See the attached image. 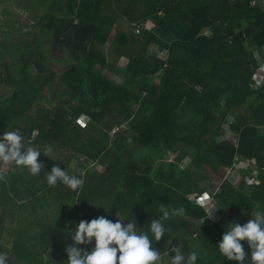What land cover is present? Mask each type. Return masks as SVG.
<instances>
[{"label":"trees","instance_id":"trees-1","mask_svg":"<svg viewBox=\"0 0 264 264\" xmlns=\"http://www.w3.org/2000/svg\"><path fill=\"white\" fill-rule=\"evenodd\" d=\"M108 1L67 3L73 18L43 16L66 56L44 63L23 56L19 65L6 66L10 76L0 78V84L9 81L7 94L0 85V133L19 131L25 146L45 153L37 175L0 160L2 171L8 167L0 175V252L7 253V264H67L69 229L81 219H136L147 232L163 204L186 211L164 221V237L153 240L162 257L170 258V244L179 240L185 259L189 244L202 253L196 264H238L223 257L217 242L226 224L250 219L241 217L245 211H264V85L257 87L254 78L264 66L256 58L264 49V0H128L122 15L114 5L126 0H111L113 6ZM122 16L138 29L114 34L127 58L117 83L102 72L109 63L99 46ZM146 21L155 32L142 26ZM43 93L51 96L48 107L36 105ZM229 117L232 139L223 132ZM168 153L171 161L164 160ZM72 161L81 170H69ZM245 161L252 165L236 179L224 178L225 170ZM53 165L83 179L79 191L59 181L48 185ZM246 178L254 181L247 184ZM209 187L219 218L197 228L192 220L208 213L187 196L205 198ZM6 216L22 217L10 247L1 244ZM242 243L244 264H251Z\"/></svg>","mask_w":264,"mask_h":264},{"label":"clouds","instance_id":"clouds-1","mask_svg":"<svg viewBox=\"0 0 264 264\" xmlns=\"http://www.w3.org/2000/svg\"><path fill=\"white\" fill-rule=\"evenodd\" d=\"M22 141L23 137L19 131L0 133V160L23 166L32 175H37L43 165L38 157L43 152L25 146ZM47 151L50 152L51 148ZM46 180L50 186H55L59 181L72 191H79L84 183L83 179L75 174H69L58 165L51 167ZM197 203L203 204L202 201ZM210 208L212 212L210 217L217 209H221L211 205ZM160 211L161 217L151 221L147 232L138 229L136 219L135 221L121 219L117 214L118 219L115 221L104 215L90 220L81 219L69 229L68 236L72 243L66 245L65 249L67 264H161L165 259L170 260V264H196L202 253L193 250L185 259L178 239L177 244H170V251L174 253L170 258L162 257L158 248L153 246V240L160 241L167 231L164 221L170 217L183 216L186 210L182 206L172 207L162 204ZM125 220L128 222L124 223ZM226 226L217 242L223 257L244 264L246 253L242 241H246L250 249L251 264H264V211H257L252 219L243 224L231 222ZM80 245L92 247L89 250L79 247ZM7 261V253L0 252V264H7Z\"/></svg>","mask_w":264,"mask_h":264},{"label":"rangeland","instance_id":"rangeland-1","mask_svg":"<svg viewBox=\"0 0 264 264\" xmlns=\"http://www.w3.org/2000/svg\"><path fill=\"white\" fill-rule=\"evenodd\" d=\"M78 0H0V78H3L6 73L9 74V76L12 73V70L9 68V70H5L6 66L8 64H12V62H15L17 65L20 63L21 57H28L31 59L39 60V61H49L53 56L55 57H65L66 56V49L53 40L52 33L50 31H46L44 27L45 19L43 16H46L48 14H53L55 17H67V18H73V12L74 9L70 10L67 9V3L69 4H77ZM106 5L113 6V3L111 0H109ZM130 3L128 0L125 1V3L121 5H114V8L117 10H120L119 15H122L121 12L126 11L130 7ZM162 15L161 12H159V16ZM136 22V21H134ZM144 23V22H143ZM137 22L135 24H132V22H129L124 16L121 18H118L117 20L114 19L113 26L111 30L108 33V37L103 45L99 46V53L103 54L107 60L108 68H105L102 70L103 74L109 76L111 79H113L115 82H120L123 78L121 75V67L126 62V54L124 48L119 49V47L116 48V43L114 40V34L115 33H125L129 34L131 32H137L138 26H136ZM145 25L147 28H151L152 24L149 22H145ZM154 30V28L152 29ZM155 32V30H154ZM207 32H205L206 34ZM160 49L155 46L154 51H159ZM128 55L131 54V50L127 49ZM85 61L81 58L80 65L84 66ZM31 66V65H29ZM7 71V72H6ZM29 73H34V70L32 67H29ZM6 83V84H5ZM5 83H1V86H4L5 93H9V90L7 86H9V81H6ZM55 86H52L49 91L50 94L54 93L56 90L54 89ZM55 90V91H54ZM48 93H43L42 97L37 101L36 105L39 107H48L52 102L50 101L51 96ZM131 110L134 108L133 104H129ZM81 116L79 117L78 121H81ZM230 121H232V118L229 117L227 120H225V123L223 125V132L226 135L232 134L230 129L226 126ZM124 127V126H123ZM115 130V128L113 129ZM111 130V133L113 132ZM232 137V135H231ZM225 138H227L225 136ZM130 142V139L129 141ZM170 156L167 157L164 156V160L171 161L174 159L173 154H169ZM189 158H186L184 162H181L179 165L182 167H185L187 164V160ZM187 161V162H186ZM76 163L75 161H72L70 165L72 167L73 164ZM248 165H252L249 161L236 163L233 165V168H230L227 172L225 170L224 178L229 179L230 181H233L236 179L238 171L241 168H247ZM4 166L8 167H19L15 165L14 163L7 162L4 164ZM8 167H2L4 170L2 171L0 169V175L1 177L6 173V170ZM75 169L81 170V168L77 167ZM92 170V169H91ZM239 175V174H238ZM253 180L250 178H246V183H252ZM182 187L187 188L189 186V183L182 181ZM209 182L205 183V186H209ZM209 194L205 196V198H193L194 194H191L187 196L189 199H192V201H202L204 209L208 208L210 209V205L217 207V201L216 199H213L212 195V189L209 187L208 190ZM212 193V195H211ZM209 200L211 202L209 203ZM52 203V202H51ZM50 203V204H51ZM206 207V208H205ZM7 208V207H6ZM22 210L27 213L31 210V206H27ZM21 211V213H23ZM93 214L97 213V209H94L91 211ZM37 213H39L37 209ZM19 215V214H18ZM212 212L210 211L206 218H204L202 221H193V224L197 225V228L204 225H209L214 223V221L219 218V212L217 209V212L215 211L213 216ZM253 214L249 213L248 211H245L242 218H250L252 219ZM17 220L14 221L12 218L5 217V224L6 226H10L11 230L15 229L13 227L16 225L15 223L18 221V219L22 218L17 216ZM202 222V224H201ZM204 224V225H203ZM200 228V227H199ZM193 230L196 232L198 229ZM10 231V230H9ZM9 231L5 232L4 237V243H6V246L10 245V242L12 241V236L9 235ZM196 250L198 251V248L194 246V243L192 245L189 244V251ZM65 262V261H64ZM162 264V263H161ZM164 264V263H163Z\"/></svg>","mask_w":264,"mask_h":264},{"label":"built area","instance_id":"built-area-1","mask_svg":"<svg viewBox=\"0 0 264 264\" xmlns=\"http://www.w3.org/2000/svg\"><path fill=\"white\" fill-rule=\"evenodd\" d=\"M252 4L254 3L253 1L251 2ZM142 26L144 27V28H146V29H153V25H152V27L151 28H147L146 27V25H145V23H142ZM257 52H258V54H257V57L256 58H258V59H260V61L261 62H264V49H262V54H260L259 53V51L257 50ZM160 54H164L165 53V51H163V50H161L160 52H159ZM254 78H255V82H256V86L257 87H260V86H262V85H264V66L263 65H261V66H259L258 67V69L256 70V72L254 73ZM230 123H231V121L226 125L227 127H228V129H229V125H230ZM171 154V153H170ZM175 154V153H174ZM170 155H169V153L167 154V157H169ZM187 161H189V159L187 160ZM206 208V207H205ZM210 208V207H209ZM206 211H207V213H209L210 211H211V208L210 209H208V208H206Z\"/></svg>","mask_w":264,"mask_h":264},{"label":"crops","instance_id":"crops-1","mask_svg":"<svg viewBox=\"0 0 264 264\" xmlns=\"http://www.w3.org/2000/svg\"><path fill=\"white\" fill-rule=\"evenodd\" d=\"M231 135H232V134H230V135H226V134H225V136L227 137V139H232V138H233V135H232V137H231ZM71 165H72V164H71ZM71 165L68 166V169L71 170V171H72V170H76L75 168H77V166H76L77 164H75V163L73 164V166H75V167H72ZM252 180H253V179H252ZM253 181H254V180H253ZM25 205H26V204H25ZM25 205H24V206H25ZM38 209H39V212L42 211L41 208H38ZM6 229H7V231L10 230V231H9V235H13V236H12V237H13V238H12V241H13L14 237L16 236V232H14V229L11 230V227H10V226L7 227L6 224H4V226H3V237H2V241H1V244L4 245V246H6V243H4V237H5L4 234H5V232H6ZM12 241L10 242V245L7 246V247H10V246H11ZM44 258H46V256H45Z\"/></svg>","mask_w":264,"mask_h":264}]
</instances>
